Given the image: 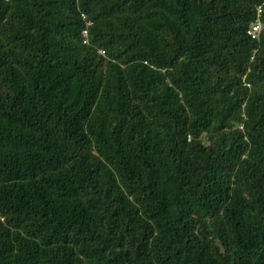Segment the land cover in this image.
<instances>
[{
    "label": "trees",
    "instance_id": "trees-1",
    "mask_svg": "<svg viewBox=\"0 0 264 264\" xmlns=\"http://www.w3.org/2000/svg\"><path fill=\"white\" fill-rule=\"evenodd\" d=\"M0 264H264V0H0Z\"/></svg>",
    "mask_w": 264,
    "mask_h": 264
},
{
    "label": "built area",
    "instance_id": "built-area-1",
    "mask_svg": "<svg viewBox=\"0 0 264 264\" xmlns=\"http://www.w3.org/2000/svg\"><path fill=\"white\" fill-rule=\"evenodd\" d=\"M261 29H262V24L261 23H256L255 25H253L252 30L250 31V33L256 34ZM84 35H86V31H84Z\"/></svg>",
    "mask_w": 264,
    "mask_h": 264
}]
</instances>
